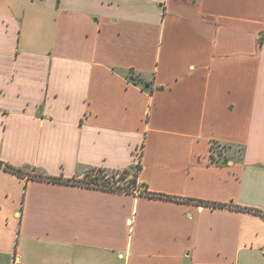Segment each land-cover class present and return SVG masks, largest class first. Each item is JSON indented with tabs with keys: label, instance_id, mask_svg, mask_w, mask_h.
Here are the masks:
<instances>
[{
	"label": "crops",
	"instance_id": "crops-1",
	"mask_svg": "<svg viewBox=\"0 0 264 264\" xmlns=\"http://www.w3.org/2000/svg\"><path fill=\"white\" fill-rule=\"evenodd\" d=\"M0 264H264V0H0Z\"/></svg>",
	"mask_w": 264,
	"mask_h": 264
},
{
	"label": "rangeland",
	"instance_id": "rangeland-1",
	"mask_svg": "<svg viewBox=\"0 0 264 264\" xmlns=\"http://www.w3.org/2000/svg\"><path fill=\"white\" fill-rule=\"evenodd\" d=\"M94 173H96V172H93V171L90 172L89 176L94 175ZM122 175H123L122 173H115L113 175H108V176L102 177V175L100 176V175L97 174V175H95V178H97V179L94 180V178H87V179H84L82 182H83V184H86V185H91V184H100V185H102L101 184L102 182H104V181L106 182L107 181L106 185L109 186V187H112L114 189H118V188H123V189L130 188V189H132L133 186L131 185V179L125 180L122 177ZM102 178H104V179H102ZM92 180H94V181H92ZM101 180H103V181L100 182Z\"/></svg>",
	"mask_w": 264,
	"mask_h": 264
},
{
	"label": "trees",
	"instance_id": "trees-1",
	"mask_svg": "<svg viewBox=\"0 0 264 264\" xmlns=\"http://www.w3.org/2000/svg\"><path fill=\"white\" fill-rule=\"evenodd\" d=\"M5 168H7V169H11L9 166H5ZM92 172V171H91ZM94 172V171H93ZM98 175H102V177H105V174H104V172L103 171H97L96 172ZM96 173H94V175H92L93 176V178H94V180L95 179H97V178H95V175H97ZM37 177H39V178H41V179H46V178H44L43 176H41V175H39V176H37ZM102 179H104V178H102ZM123 179V178H122ZM48 180H52V179H50V178H48ZM94 180H92V181H94ZM103 180H101L100 182H102ZM96 182V181H95ZM107 182V181H106ZM105 181L104 182H102L101 184L102 185H100V184H91V185H87V186H89V187H98V188H101V189H103V190H107V191H120V190H122L123 188H118V189H114V188H112V187H109V186H107ZM131 185L132 186H135V181L134 180H131ZM125 190H127V189H125ZM128 190H131L130 188H128Z\"/></svg>",
	"mask_w": 264,
	"mask_h": 264
}]
</instances>
